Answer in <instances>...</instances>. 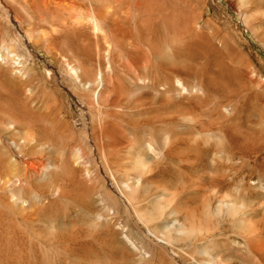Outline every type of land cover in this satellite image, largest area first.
Listing matches in <instances>:
<instances>
[{
  "label": "rangeland",
  "instance_id": "1",
  "mask_svg": "<svg viewBox=\"0 0 264 264\" xmlns=\"http://www.w3.org/2000/svg\"><path fill=\"white\" fill-rule=\"evenodd\" d=\"M168 38L209 64L152 89ZM0 79L54 143L0 264H264V0H0Z\"/></svg>",
  "mask_w": 264,
  "mask_h": 264
},
{
  "label": "bare ground",
  "instance_id": "2",
  "mask_svg": "<svg viewBox=\"0 0 264 264\" xmlns=\"http://www.w3.org/2000/svg\"><path fill=\"white\" fill-rule=\"evenodd\" d=\"M101 11L99 10V16L101 15V17L104 18L105 12L103 14V11L102 12ZM106 14H108V13H106ZM106 16L108 17V15H106ZM107 17H106V19L109 18V17L108 18ZM110 18H111V16H110ZM166 42H167L168 46L170 47V49H159L158 52L155 54V56H156L155 60H159L162 63V65L165 68H167L169 71L167 73L163 74L162 71L157 67V65H155V63H153L155 73L152 76L148 75L147 77L150 79V85H151L152 89L153 88L158 89V87L160 89L161 87H163L169 91L174 87V83H173L174 81H172L173 75L174 74H180V73H186L185 67L183 65H181L179 63L169 62V60H168L169 57L173 58V59H178V58L182 57L181 60L184 63L189 65L190 71L192 73L197 72L195 70V67H197L199 65H201L202 67H206L207 63L209 64V62L207 61V59L205 58L204 55L195 53L192 50H187L183 44L174 42L170 38H168ZM3 76H4V74L1 76V78H4L6 81L10 75L9 76L7 75L8 78H5ZM14 79H12L11 83L14 81ZM2 80L0 79V81L2 83L5 82L4 80L3 81ZM8 81H9V79H8ZM8 81H6V82L8 83ZM6 82L3 84L6 85L7 84ZM16 87H17V85H16ZM174 88L171 91H174ZM155 91H158V90L155 89ZM165 93H167V92L165 91ZM13 116L14 115H12V114H0V126H2L1 123H5L8 125L10 124V126H11L12 123H15V122L17 123V121L22 122V124H21L22 127L20 126L21 129L13 130V131L9 132L10 143H7L6 139L4 137H2V135L0 133V221L7 218L8 216L19 215V214L23 213V209H25V207H24L25 199L22 198V196H19L18 193L24 191L26 186L28 189L30 187L32 188L33 184H36V181H35L36 179L33 178L35 176V172L38 171L39 168H42L44 165H46V163H45L46 157L52 156V153L49 152L48 147L53 146L52 148L54 149L53 140H52L51 136L49 135L48 131H46L47 127L46 128H44L45 126L41 127L42 124L40 126L39 123H38L39 125L35 124L34 121L30 120L29 117H23L19 120L16 118H12ZM15 117H17V116H15ZM45 123H46V121L44 122V124ZM13 127H14V125H13ZM6 132H8V131H6ZM76 145H78V144H76ZM68 149H70V148H68ZM64 153H66V152H64ZM64 153L62 154L64 156H61V158H59L60 156L55 157L54 162L55 163H57L58 161H60L62 163L65 162L66 163L65 166H66L70 161L67 158V156H65ZM68 153H70V152H68ZM58 154L59 153H56L55 155H58ZM38 155H41L42 157H40V156L38 157ZM47 155H49V156H47ZM62 157H64L63 158L65 160L64 162H63ZM52 158H50V159H52ZM71 168H73V166ZM36 174H38V173H36ZM25 197L31 198L30 196H26V195H25ZM32 201L34 202L33 199H32ZM253 245L256 249H263L264 248V241L263 240L261 242L255 241Z\"/></svg>",
  "mask_w": 264,
  "mask_h": 264
}]
</instances>
